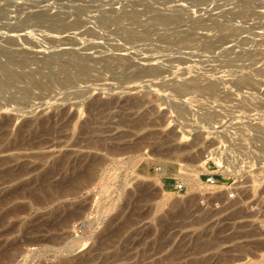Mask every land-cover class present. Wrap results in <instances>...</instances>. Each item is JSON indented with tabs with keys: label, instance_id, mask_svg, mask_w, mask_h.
Returning a JSON list of instances; mask_svg holds the SVG:
<instances>
[{
	"label": "rangeland",
	"instance_id": "rangeland-1",
	"mask_svg": "<svg viewBox=\"0 0 264 264\" xmlns=\"http://www.w3.org/2000/svg\"><path fill=\"white\" fill-rule=\"evenodd\" d=\"M0 9V43L15 41V51L35 60L23 73L51 52L97 61L102 49L167 71L141 85L102 72L89 85L31 89L0 109V264H264V0H0ZM150 12L170 19L155 22ZM39 13L61 16L70 28L12 29ZM103 13L121 16L136 39L100 25ZM183 34L193 41L178 49ZM192 79L216 88L195 98L157 89ZM240 79L251 85L239 87ZM93 102L109 110L93 113ZM91 121L92 137L115 152L73 146L92 134H81ZM211 153L218 163L207 160ZM63 156L68 163L51 174L54 185L72 184L80 161L102 164L90 185L37 203L36 177ZM183 175L199 182L188 187Z\"/></svg>",
	"mask_w": 264,
	"mask_h": 264
},
{
	"label": "bare ground",
	"instance_id": "bare-ground-1",
	"mask_svg": "<svg viewBox=\"0 0 264 264\" xmlns=\"http://www.w3.org/2000/svg\"><path fill=\"white\" fill-rule=\"evenodd\" d=\"M150 13H152V19L155 22H159L161 24L168 23L170 19L169 17H165V16L160 17L158 15H155L156 13L153 14V12H150ZM5 14H6V10L0 9V18L4 17ZM127 18L130 21L134 22L133 15H129ZM121 19H122L121 16L116 15L114 13H103L101 14L99 18V24L100 25H108V24L113 25L114 24L115 26L117 25L118 30L121 31V33L125 35V38L127 41H134L136 39L135 33H133L132 31H129V29L131 28L127 29L125 27H121L120 26ZM28 25H31V26L33 25L35 27L37 26L49 32H62L70 28L64 24V18L61 16H48L44 13H39L35 15L34 17L30 18L29 20L22 22L16 25L15 27H12V29L18 30ZM77 26H79L78 23H75L72 25V27H77ZM145 34H146V31H144L143 35ZM192 35L193 34L181 35L179 38H177V40L174 41V46H176L179 49V48L185 47L188 44L192 43L193 41ZM15 45H16L15 41H12V40H7L3 42L2 44L0 43V93L1 94L6 93L12 90V92L9 93L8 98L4 99L0 97V109H2L3 107L5 108L7 103L8 102L10 103V101L12 104L14 101H20L23 98L28 99L31 94L30 93L31 89L38 90L39 92L45 91L46 93L50 94L49 92L53 89V86H55L56 84L60 87L61 91L62 89L65 90V89H68L69 87L76 86L78 84L80 85V83H83V85H86L84 83H87V84L88 82L90 83L92 81L93 76L100 75L102 72L109 73L113 79L117 80V82H120L123 85L125 84L127 85L129 83H134V82H140L139 84L137 83H134V84L141 85L142 83L141 81H145V82L151 81L152 82V80H155V79L162 80L163 78L162 74L167 72V71L165 72L166 68L161 65L153 66V67L151 66L138 67V64L136 65V63H130L127 60H125L126 58H120V57L114 56L112 54H107V53L104 54V50L102 49L103 54L101 55L98 53L101 56L97 61L90 60L86 58L85 55L77 53V52H73V51L68 52V53L51 52V54L49 53L48 56H45L44 58H42L41 62L43 66L42 67L40 66L41 68L37 67L34 70H30L29 73H25V72L23 73L22 70L25 67L29 66L31 62L35 60L27 52L18 53L17 51H15L14 49ZM211 46L212 44H206L204 45V48L210 49ZM72 71H74L73 74L71 73ZM17 84L22 85V87L18 88L16 86ZM237 85L239 87L244 86V85H251V82H249L248 80L240 79L237 81ZM215 88L216 87L214 83H207L204 88H201L198 85V81L196 79H192L188 82L184 81L182 83L180 82L173 83L168 86L166 84L164 85L161 83L157 85V89H160L161 91H164V92L168 91L170 96H177L179 98H184L186 96H189L190 98H195L197 96L210 93L213 90H215ZM81 96H83V94H80L77 97H81ZM14 103H17V102H14ZM113 104L114 103H112V105ZM109 105L110 104H104V103L99 104L97 102H93L89 106H92L91 112L93 111L100 112V110L108 111ZM171 106H172V110L174 109L178 113V115H181L185 111V109L180 105H171ZM103 113L101 112L100 115ZM8 122L6 121L2 123V125H7ZM141 122L140 121H138L137 123L135 122V125H139V124L141 125ZM93 123L92 121L87 122V123L85 122L82 125V128H81L82 136L86 132L92 133V134H90V136H88L87 138L85 137V139L83 140H78L73 146L78 147V148H83V149L95 150V151L103 148L104 145H101L99 141L101 138L100 139L98 138L99 140H97L94 138L95 136L92 137L93 133L96 130L93 127L95 123L94 125ZM84 136H86V134ZM184 138H185L184 135H182L180 137V141H182ZM144 140H145V137H144ZM82 143L83 145H81ZM104 149L107 150L108 152H115L117 150V148L113 147V145L112 146L109 145V147L104 146ZM181 149L182 148H179V147H173L172 149L170 148L169 150H170V153H176V152L181 151ZM262 149L264 150V145ZM216 155H219V154H216ZM216 155L211 153L209 154V158L208 157L206 158L207 160L210 159L209 161L211 160L217 161L218 163L219 160ZM67 163H68V156H63L61 158H58L54 162L50 170L40 175L38 174V176L35 179V182H38L37 191L41 193L40 195H42L43 199L38 200L39 202L37 201V203H42L43 201L48 202L49 200H52L53 198L64 197L66 195H69L73 193L76 190V188H78L80 185H84V187L86 185H90V183L95 178L97 167L102 164V160L100 158H91L86 163H84V160L80 161L79 162L80 163L79 165L80 173L77 175L76 178L73 179L74 182L72 184H67L69 179H66V180L63 179L64 183H61V185L59 183L58 185L52 184L49 181L51 174H53V172L56 169L64 168V166ZM157 173L163 176L165 174V170L157 169ZM181 179L186 186L191 187V188L195 187V184L199 182L198 179L190 178V177H187L186 175L181 176ZM192 179L193 181H191ZM64 222L65 221L62 220V224H64Z\"/></svg>",
	"mask_w": 264,
	"mask_h": 264
},
{
	"label": "built area",
	"instance_id": "built-area-1",
	"mask_svg": "<svg viewBox=\"0 0 264 264\" xmlns=\"http://www.w3.org/2000/svg\"><path fill=\"white\" fill-rule=\"evenodd\" d=\"M207 182L213 183V179H208ZM177 188H178V190H182L183 186L182 185H178Z\"/></svg>",
	"mask_w": 264,
	"mask_h": 264
}]
</instances>
